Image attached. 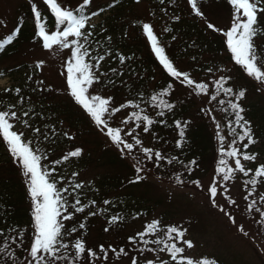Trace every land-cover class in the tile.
Returning a JSON list of instances; mask_svg holds the SVG:
<instances>
[{
    "label": "trees",
    "instance_id": "1",
    "mask_svg": "<svg viewBox=\"0 0 264 264\" xmlns=\"http://www.w3.org/2000/svg\"><path fill=\"white\" fill-rule=\"evenodd\" d=\"M139 1L142 0H90L88 3L84 0L78 3L76 0H66L68 6L75 5L64 7L86 15L89 19L95 15L103 16L95 26L90 27L87 22L80 40L83 49L89 53L86 62L93 65L91 71L98 77L93 80L92 85L96 84L107 90L115 108L127 105L129 101L132 105L138 104V108L129 105L120 109L119 112L127 113V118L132 112H137L141 117L148 116L153 121L145 132L143 129L146 122L141 123L135 118L131 120L135 133L138 134V137H133L132 142L127 141L134 144L131 151H121V146L109 144L100 137V127L83 106L76 102L71 92L59 91L56 94L46 87L45 81L37 78V65L20 62L0 69V77H16L25 74L27 70L32 71L30 76L22 78L17 85L10 86L9 91H0V111L16 113L15 118H10L13 125L11 130L23 134L22 140L30 142L32 150L41 156L40 165L42 170L49 173V180L55 178L56 188L60 190L62 201L67 207V212L61 209L57 218L63 224V243L68 245L61 252L70 258L74 254L75 240L82 239L86 249L97 253V257L81 258L77 264L111 263L110 261L120 256L130 258V264L133 257L137 264H143L147 259L177 264L167 251H160L164 247L163 243L155 244L151 241L160 239L183 247L182 240L176 238V234H172L174 239L168 238L167 229L175 226L183 230L185 235L196 224L208 223L213 214L208 207H204V212L196 209L189 200L173 201L167 193L161 191L160 182H167L169 178L182 187L194 185L209 170L219 168L221 160L227 161L228 151L225 152L223 144L218 142L220 136L215 133L209 109L198 102V96L192 91L187 92L186 87L197 90L172 77L147 42L144 23L133 13V8ZM143 1L149 2L156 13L167 16L162 32L154 34L157 46L164 49L165 55L177 70L178 61H188L190 78L196 83L208 85L204 94L209 98L216 96L212 100L214 108L220 113L224 132L232 144L238 147L245 168L252 169L247 176L240 174L243 185L253 178L257 180L255 186L247 185L254 192L248 196L252 199L258 194L259 200L253 206L260 209V212L252 207L253 215L257 216L254 218L252 215L251 218L256 223V231L264 238V215L261 214L264 213V199L261 196L264 197V177H255V170L264 164V83L249 76L244 67L233 58L224 35L230 29L216 31L215 24L202 20L203 15L191 14L177 6L176 0ZM196 3L204 15L209 7L213 9L212 13L214 10L226 11L228 14L232 9L234 11L229 0H196ZM33 4L40 10L42 20L39 22L32 10ZM211 4H215L216 8ZM258 6L264 7V0H260ZM15 12L16 25L21 24L22 28L20 27L18 34L11 35L10 41V35L0 40V61L12 58L20 48L40 45L38 23H43L48 31L62 28L55 24V15L50 8L33 1L22 0ZM208 24L214 27L209 28ZM256 27L258 34L253 38V44L257 64L264 69V12L257 13ZM100 56L104 59L99 61L97 68L95 58ZM221 77L226 80L217 92L216 82ZM168 85H171L170 89ZM229 87L233 89L232 93L222 90ZM16 89L20 90L19 93ZM165 89H168L166 93ZM240 90L245 91L242 98H238ZM153 96L157 97L156 101L152 100ZM220 101L224 103L221 104ZM230 101L239 103L244 109L241 115L249 122L254 143H249L247 138L239 139L242 127L235 123L236 117ZM26 112L28 115H24ZM161 112L163 115H159ZM177 121L180 122L179 127ZM138 123L139 127L136 126ZM21 126L23 127L20 128ZM181 129L184 133L182 138ZM29 130L31 133L27 135ZM146 138H149V143L160 146L157 150L147 147L153 149L151 163L160 171L159 179L157 178L160 181L150 178L151 173L143 165H137L129 154L134 151L140 154L141 149L146 146L140 148L139 145L144 144ZM135 139L142 143L136 145ZM177 141H181L180 146H177ZM245 144L247 147H244ZM76 149L82 150L79 156H70L66 161L62 159ZM157 151L162 155L158 162L155 157ZM245 152L254 154L255 160H244L242 154ZM56 160H61V163H54ZM193 160L195 164L191 163ZM138 167L144 171L139 173L142 179L137 181L135 177ZM93 169L98 176L90 181H83L82 174ZM73 173L77 175L74 176ZM28 182L29 178L24 176L18 160L0 136V264H5L9 253H14L19 258V264H26L24 257L27 255V237L34 234L35 228L34 205ZM78 183L82 187L75 188ZM166 198L170 200L169 208L174 209L161 212L155 217L157 209L166 204ZM77 199L80 200L78 206L86 205L83 212H75L72 207ZM68 213H72V217L65 220L64 216ZM113 217L118 219L113 220ZM154 220L159 221L157 232L144 237L150 243L145 245L140 237H136L135 241L129 240V237L145 231L146 226ZM81 224L85 227L80 228ZM73 228L77 230L72 232ZM20 232L25 233L23 246L18 235ZM100 245L108 252L106 260L99 251ZM113 248L117 253L120 248H124L127 255L120 253L117 256L111 251ZM141 249L145 250L141 252ZM183 254L194 261L207 259L210 264H236L222 254L214 253L210 258L205 256L197 259L187 255L190 253L186 251ZM59 264H72V261H60Z\"/></svg>",
    "mask_w": 264,
    "mask_h": 264
},
{
    "label": "snow or ice",
    "instance_id": "2",
    "mask_svg": "<svg viewBox=\"0 0 264 264\" xmlns=\"http://www.w3.org/2000/svg\"><path fill=\"white\" fill-rule=\"evenodd\" d=\"M45 2L55 15V24L62 26V28H55V30L48 31L46 30V26L43 23H38V35L42 38L43 46L45 48H52L54 45H59L63 48L71 50V57L67 64V85L71 90V95L74 97L76 102L82 105L83 108L90 114L95 123L98 126H101V131H104L105 129L107 130V135L118 146H121V151H131L134 147V144L128 143L122 138L121 129L118 127H109L106 120L102 118L103 115L109 111L108 105L111 98L105 99L100 96H91L89 98V96L86 95L88 92V87L92 85L93 80L98 79V77H96L91 71L93 65L86 62V58L89 56L88 51L83 49V45L80 43V40L83 37V30L86 27L89 17L83 14H78L74 10H65L60 0H45ZM84 2L88 3L90 0H84ZM229 2L234 8V15L230 30L224 33L226 36L227 46L233 54L235 61L244 67L248 75L264 83V69L259 67L257 64V56L255 52V46L253 44V38L258 34L256 27L257 13L264 12V7L258 6L260 0H229ZM190 3L198 15H203L197 7L196 0H190ZM32 10L35 13L36 21H41V13L37 10L35 4H33ZM208 27L213 28L214 26L212 24H208ZM143 28L148 38L152 41V47L156 56L160 59V62L163 64L168 73L177 80H181V83L194 86L198 93H205L208 89V85L205 83H196L190 78V74L188 72L178 71L165 55L164 49L157 46V39L152 32L151 26L144 24ZM216 31H220V29H216ZM18 32L19 29H15L14 32L10 34L9 41L11 40V35L18 34ZM69 38L72 39L69 40ZM95 59L97 61L95 66L98 68L99 61L103 60L104 57L100 56ZM121 60H123V57H121ZM43 63V61L38 62L37 67ZM209 71H211V69H209ZM225 80V77H221L220 80L216 82L217 92L221 90L222 84L225 82ZM170 88L171 85H168V89ZM168 89H165L164 93H166ZM222 90L226 93L233 92V89L230 87L223 88ZM5 91H9V89H5ZM19 91V89H16L17 93H19ZM244 96L245 91L240 90L238 92V98H242ZM211 99L215 100L216 96L213 95ZM152 100L156 101L157 97L153 96ZM161 103L163 102L161 101ZM220 103L223 104L224 101H220ZM229 103L235 113V123L242 127V135L239 136V139L244 140L247 138L249 143H254L255 141L252 139V132L249 122L244 120L243 116L241 115L244 109L239 103H232L231 101ZM129 105H132L131 101H129L127 105L122 104L117 108H112L111 113H117L121 108H125ZM132 106L136 108L139 107L138 104ZM166 107H171V105H166ZM24 115H28V113L26 112ZM159 115H163V112L159 113ZM15 117L16 113L14 111H0V136L3 137L5 143L9 147L10 152L18 160L20 166L22 167L24 176L29 178L28 189L34 205L33 216L35 228L34 234L27 237V255L24 257L26 264H59L60 261L67 262L69 259H71L72 264H77L81 258H86L88 256L97 257V253L95 251L86 249V244L82 239L75 240L73 245L74 254L70 258L66 257L61 252V249H67L68 245L63 243V224L59 222L57 218L61 214V209L67 212V207L62 201L60 190L56 188L55 178H52L50 181L49 173L45 170H42L40 165L41 156L37 155L32 150V148L29 146L30 142L26 143L22 140V133L18 134L17 132L11 130L13 125L10 123V118ZM133 118H135L137 121H140L141 123L146 122V126L143 129L145 132L148 131L147 126L153 124L152 119H150L148 116L141 117L137 112H132L128 117V120H132ZM124 122L127 123L128 121ZM25 123H27V121H25ZM136 126L139 127L140 124L138 123ZM177 126H180L179 121H177ZM36 131L39 132V129H36ZM128 135L131 136L132 133L129 132ZM183 135L184 133L181 129V138ZM141 143V140L135 139L136 145ZM233 143H235V141H233ZM180 144L181 141H177V146H180ZM244 147H247V144H245ZM142 151L145 153L148 159H152L153 149L145 147L142 149ZM81 152V149H76L63 156L62 159L66 161L70 156L77 157L81 154ZM226 155L229 157H237L235 159L236 168L233 169L227 167L226 162L221 160L219 163L222 165V167H219L218 171L223 173L221 177L223 181L230 180L232 178V174L237 170L240 173H243L245 176H247L249 172L252 171V169H246L245 165L241 162V159L239 158L241 155L239 149L233 147L231 151L226 152ZM242 155L243 159L247 161L255 160L256 158L254 154H249L246 152ZM155 157L157 162L162 159V155L158 151L155 152ZM54 163L60 164L61 160H56ZM169 163H171V161H169ZM191 163L195 164L196 162L193 160ZM142 171H144L143 168H137V175L135 177L137 181L142 179V177L139 175V173ZM73 175L75 176L77 174L73 173ZM255 177H264V164L260 165L255 170ZM194 183L199 184V181H195ZM248 184L255 186L257 184V180L253 178L249 181H245V185L247 186ZM80 187H82V185L79 183L75 185V188ZM63 191L66 192L67 189H63ZM209 192L213 198L217 195L218 188L215 181L211 182ZM224 192L227 193V188L224 189ZM262 199H264V197H262ZM228 202L235 204V201L230 197L228 198ZM92 203H95V201ZM105 203H108V201H105ZM213 203H215L214 199ZM254 204L255 201H253L252 204H249L247 208L251 210ZM78 205H80L79 199H77L75 204L72 205L75 212H83L86 205ZM221 210L224 211L222 206ZM256 211L260 212V209L257 208ZM89 214L95 215V213ZM261 214L264 215V213ZM71 217L72 213H68L64 216V219L68 220L71 219ZM230 218L233 220V223H235V219L231 216ZM112 219L116 220L118 217H113ZM158 225L159 221H152L146 226L145 231L137 233L134 237H129V240L135 241L136 237H140L144 244L147 245L150 243V241L144 240V237L146 235L156 233ZM84 227V224L80 225V228ZM76 230V228H73L71 231L75 232ZM241 230H243L242 226ZM172 234H176V238L183 240V230L175 226H171L167 229V235L169 239H174ZM18 235L21 238V246H23L25 233L20 232ZM151 243H163L164 247L160 249V251H167L171 256V259L173 261H177V264H210L209 260L207 259L202 261H194L192 258L184 257L181 254L184 253L185 249L183 247H178L176 243L168 244L167 241L160 239L151 241ZM184 243L189 248L193 247L192 241L190 240H186ZM144 250L145 249H141L140 251L143 252ZM99 251L103 254V258L106 260L108 258V252L103 245L99 246ZM111 251L116 253L117 256H119L120 253L127 255L124 248H120L118 253L116 252L115 248L111 249ZM150 251L155 250L150 249ZM10 262L11 264H19V258L16 257L14 253H9L8 257L5 259V264H10ZM131 264H137L135 257L132 258ZM146 264H168V262L165 260H159L157 262L152 259H147Z\"/></svg>",
    "mask_w": 264,
    "mask_h": 264
},
{
    "label": "rangeland",
    "instance_id": "3",
    "mask_svg": "<svg viewBox=\"0 0 264 264\" xmlns=\"http://www.w3.org/2000/svg\"><path fill=\"white\" fill-rule=\"evenodd\" d=\"M34 1L40 3L38 0ZM80 1L81 0H76V3ZM60 2L64 7H73L75 5L74 3L73 5L68 6L66 0H60ZM21 3L22 0H0V39L5 38V36L9 35L16 27L17 20L15 10ZM175 4L181 6L182 9L187 10L191 14H196L195 9L192 8L190 0H176ZM211 6L216 8L215 4H211ZM212 10L213 9L210 7L208 9L206 8V15L203 14L201 19L215 24L217 29H230L233 22V9L230 14L226 11L222 12L220 10H214V13H212ZM133 13L141 18L142 23L148 24L152 27L154 30L152 31L153 34L155 32L161 33L162 27L167 20V16L156 13L153 10V6L147 1L135 5ZM100 20V17H94L89 22V26L97 24ZM71 39L72 38H69V40ZM70 57L71 50L59 45H54L52 48L31 45L30 47L20 48L12 58L0 61V67L14 65L20 62L36 65L38 62L43 61L44 63L39 66L40 69L37 71V78L45 81L44 84L46 87L50 88L52 92L57 94L59 91L71 92L67 85V64ZM177 68L179 71L183 72H189L191 70L188 66V61L186 60L178 61ZM31 73V70H27L25 74L22 73L20 75L21 77H7L0 80V90L11 86L12 84H17L22 78L30 76ZM186 91H192L194 95L198 96V102L209 109V114L214 123L215 133L220 136L219 141H217L223 144L225 152L231 151L233 147L238 149L237 146L232 144L224 132L223 121L220 113L214 108L215 103H213V100L209 98L208 95L198 93L195 90H191V88L186 87ZM86 95L89 96V98L91 96H100L105 99L110 97L107 90L99 88L96 84L88 87ZM112 108H115V106L110 99L108 105L109 111L106 112L102 118L106 120L109 127L120 128L121 136L124 140L132 142L133 137H138V134L135 133L134 125L131 124L132 121L128 120L126 116L127 113L125 112H119L116 115L111 113ZM124 121L128 122L125 123ZM22 127L23 126L20 128ZM99 127L100 137L102 136L107 143L115 145L116 143L107 135V130L105 129L104 131H101V126ZM129 132L132 133L131 136L128 135ZM30 133L31 130L28 131L27 135ZM144 142V144L139 145L140 148H143L144 145L146 147H154V150L160 148V146H155L153 143H149V138H146ZM129 154L133 157L137 165H143V167L151 173L150 178L156 180L159 179L158 176L160 171L152 165V159H148L145 153H142L141 151V153L138 154L134 151V153L130 152ZM236 158L237 157L227 156L226 166L235 169ZM239 158L241 159V157ZM241 162L243 163L242 159ZM149 167L152 168L150 169ZM219 167H222V165ZM96 172L95 169H93V171L89 170L82 174L81 179L86 182L90 181L98 176ZM240 174L242 173L237 170L232 174L230 180L223 181L221 179L223 173L219 172L217 168L213 171L209 170L201 181H199V184H190V186L182 187L174 179L169 178L167 179V182H160L162 185L161 191L167 193L168 197H171L173 201L176 202L182 199L186 202L189 200L191 205L196 209L198 208L204 212L206 210L204 207H208L213 214L212 217H209L208 223L201 222V224H196L187 234L184 235L182 244L185 251L190 253L187 255L197 259L205 256L210 258L209 256H212V254L215 253L230 258L236 264H264V238L256 231V223L253 221V218H251L256 206H253L254 210H249L247 208L249 202L252 204V202H256L259 197L258 194H256L252 199L249 198L248 195H252L254 192L250 191L251 189H249V187L243 185L242 176ZM213 181L216 182L218 188L217 195L214 198L209 192L210 184ZM225 188H227V193L224 192ZM191 194H193V197ZM261 196L263 197V195ZM229 197L235 201V204L228 202ZM213 199L215 200V203H213ZM169 202L170 200L166 198V204L157 209L154 216L158 217L161 212L173 210L174 208H169ZM221 206L224 211L221 210ZM230 216L235 219V223H233ZM256 216L257 215L255 214L253 215L254 218H256ZM241 226L243 227V230H241ZM186 240L192 241L193 247H187L184 243ZM122 258L123 257L121 256L117 257L116 260L110 261L111 263L107 262L105 264H130V258ZM145 263L146 261L144 260L143 264ZM83 264L98 263L83 262Z\"/></svg>",
    "mask_w": 264,
    "mask_h": 264
}]
</instances>
